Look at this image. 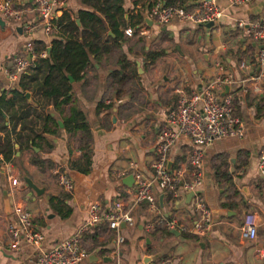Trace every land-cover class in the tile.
<instances>
[{
	"label": "crops",
	"instance_id": "crops-1",
	"mask_svg": "<svg viewBox=\"0 0 264 264\" xmlns=\"http://www.w3.org/2000/svg\"><path fill=\"white\" fill-rule=\"evenodd\" d=\"M180 1H184V7L195 10L202 0H123L124 29L146 22L156 2L168 7L167 4L178 5ZM66 3L72 17L79 11H89L78 0ZM218 7L223 16L209 29L180 22L164 26L148 23L146 36L130 39L141 40L146 51L148 47L179 44L167 49L164 61H156L151 67L143 68V63L137 68L139 61H134L135 55H128L125 44L121 46L128 60L135 62L139 74L141 90L135 98L124 96L114 101L106 96L105 106L112 102L113 108L109 111L104 107L96 112L106 79L113 70L105 62L89 68L84 82L72 83L71 102L82 111L91 129L88 173L79 149L80 133L70 137L49 101L30 87L29 107L19 103L15 117L22 118L28 108L30 115L20 120L14 135H10L8 121L7 129L0 130V147L9 137L14 152L0 165V264H33L38 254L35 248L14 251L10 247L7 227L15 222L16 209L29 210L35 229L43 236L41 250L48 251L85 222L86 210L94 202L103 210L115 202L121 203L124 209L131 210L135 225L121 228L124 243L120 247L116 245V233L106 223L86 232L81 245L88 257L82 264H151L163 258H169L173 264H263L264 178L259 176L257 165L259 156L264 154V69L256 62L260 44L246 30L248 24L264 20V0H253L240 7H228L220 1ZM30 26L32 34L26 30ZM57 33L46 36L41 31L31 6L23 9L21 23L0 18V97L19 88L21 76L16 85H10L5 71L14 72L13 60L25 55V45L32 43L35 47L43 43L49 49ZM218 66L223 68V75ZM219 76H230L232 83L220 88L217 94L219 98L232 96L244 135L215 142L205 149L198 193L210 211L212 229L204 237L163 232L161 217L191 227L196 218L191 202H186L187 195L174 199L155 187L157 211L146 202L134 206L135 175L153 176L151 165L157 135L165 115L176 107L179 97L190 95ZM258 77L260 80L255 83ZM67 110L65 107L62 117ZM46 112H51L59 124L55 135L42 134ZM189 150L186 140L171 149V171H185ZM38 161L40 166L35 164ZM131 163L136 164L135 170ZM57 172L65 173L72 181L71 194L57 185ZM129 177H133L131 186L125 184ZM14 179L17 182L12 185ZM24 179L38 188L39 193L29 188ZM5 201L9 203L10 214L5 212ZM245 224L256 229L252 241L241 234Z\"/></svg>",
	"mask_w": 264,
	"mask_h": 264
},
{
	"label": "built area",
	"instance_id": "built-area-1",
	"mask_svg": "<svg viewBox=\"0 0 264 264\" xmlns=\"http://www.w3.org/2000/svg\"><path fill=\"white\" fill-rule=\"evenodd\" d=\"M220 1L226 2L228 7H240L253 0H202L195 10H189L184 6L166 7L161 2H156L149 10L146 22L136 28H125L123 35L129 39L144 37L148 34V23L164 26L180 22L206 27L222 18L223 11L218 7ZM14 5L20 8L15 9ZM66 5V0H3L0 1V18L21 23L23 9L31 6L38 17L41 31L46 36H51L58 32L55 23L66 10ZM240 27H243V24H240ZM26 30L29 33L33 31L31 26ZM246 31L254 42L260 44L256 62L260 69H264V20L248 24ZM24 52V56L13 60L14 72L5 71L10 85H16L19 77L31 69L37 60L46 59L49 49L38 53L32 43H27ZM218 70L221 75L224 74L221 66H218ZM259 80L258 77L254 82ZM231 83L230 76H219L190 95H181L176 107L165 115L158 132L155 159L151 165L153 176L145 178L138 173L135 175L134 206L146 202L150 208L157 211V200L153 195L155 187L170 193L174 199L193 194L189 202L196 216L194 223L187 228L175 219L161 217L159 224L169 233L177 232L187 236L204 237L212 229L210 211L198 193L202 184L205 149L215 142L231 138L240 139L244 135L243 123L234 114L232 96L227 94L219 98L217 94L220 88ZM255 91L258 92L257 86ZM183 140L188 141L190 146L186 169L171 171L172 169L168 168L169 154L171 149ZM130 166L136 169V164L131 163ZM257 170L259 176L264 178V154L258 158ZM55 177L61 190L71 194L73 183L69 177L62 172L55 173ZM16 182L15 179L11 180L12 185ZM86 216L85 222L69 238L61 240L48 251H42L43 236L35 229L32 214L25 208H18L15 210V222L7 227L10 247L14 251L25 247L35 248L38 254L33 264H82L88 257L87 251L81 245L86 232L106 223L108 229L116 233V245L120 247L124 243V238L120 236L121 227L131 228L135 225L131 210L124 209L119 202H115L107 210H103L99 203L94 202L87 208ZM240 231L247 240L252 241L256 238V229L250 225H243ZM151 264L173 263L169 258H163Z\"/></svg>",
	"mask_w": 264,
	"mask_h": 264
},
{
	"label": "trees",
	"instance_id": "trees-1",
	"mask_svg": "<svg viewBox=\"0 0 264 264\" xmlns=\"http://www.w3.org/2000/svg\"><path fill=\"white\" fill-rule=\"evenodd\" d=\"M78 1L89 11H79L76 17H72L68 10H65L55 23L58 33L50 42L47 58L37 60L34 66L21 76L19 88L3 93L0 97V130L7 129L5 122L8 121L11 123L10 135H14L16 126L21 123L22 118L30 115L31 108H28L29 110L22 115V118L15 117L16 108L20 109L19 103L23 102L29 107L25 93L30 92V87H33L40 93L42 99L49 101L50 107L59 116L63 129L70 137L80 133L79 149L82 161L87 168L86 173H88L92 154L91 129L82 111L71 102L72 83L84 82L89 68H95L94 65L100 67L102 62L106 63L112 54H117L115 68L106 79L103 98L96 112L104 107L109 111L113 108L111 101V104L105 106L106 96L113 98L114 101L124 96H129L130 99L135 98L141 87L135 62L129 61L121 48L127 42L123 35L125 27L123 0ZM167 5L183 6L184 1H180L178 5L176 3ZM14 8L19 9L20 7L14 5ZM140 41L137 43H141ZM35 48L36 52L40 53L46 50V45L38 43ZM142 51L140 57L144 59L143 68L153 66L165 55L163 51H146L145 48H142ZM127 52L128 55L132 53L130 49ZM65 107H68L67 115L62 117ZM233 109L235 116L239 117L234 107ZM258 117L261 116L258 115ZM58 128L59 124L55 118L51 117V112H46L42 134L55 135ZM39 137L42 138L41 134ZM8 139L9 137L0 147V156H2L0 165L2 161H8L14 153L13 144ZM35 164L40 166L41 162L38 161ZM83 173H85L84 170ZM169 195L172 198L170 193ZM161 231L166 232L163 226Z\"/></svg>",
	"mask_w": 264,
	"mask_h": 264
},
{
	"label": "rangeland",
	"instance_id": "rangeland-1",
	"mask_svg": "<svg viewBox=\"0 0 264 264\" xmlns=\"http://www.w3.org/2000/svg\"><path fill=\"white\" fill-rule=\"evenodd\" d=\"M126 40H127V42L125 43L126 49L127 50L130 49L131 52L135 55L134 56V61H139V63H136L137 68H141L142 64L144 63V60L143 61L141 60L142 58L140 57V55L143 52L142 48H145L146 46L143 45V43H137L136 41L134 42V41H132L130 39H126ZM177 45L179 46L178 43H175V42L173 43L172 42L171 44H165L163 46L161 45V46L156 47V48L155 47L154 48L148 47V50L165 52L167 49L168 50L174 49L175 46H177ZM116 58H117V54L116 55L112 54L110 59L106 62V66H108L111 69H114L115 68L114 63L116 61ZM134 61H132V62H134ZM163 61H164V57L160 58L157 62H163Z\"/></svg>",
	"mask_w": 264,
	"mask_h": 264
},
{
	"label": "water",
	"instance_id": "water-1",
	"mask_svg": "<svg viewBox=\"0 0 264 264\" xmlns=\"http://www.w3.org/2000/svg\"><path fill=\"white\" fill-rule=\"evenodd\" d=\"M76 24L77 25H79V22L78 21H76ZM214 26V24L213 23H211V24H208L207 26H206V28H211V27H213ZM110 35V34H109ZM25 98L28 100V101H30V98H31V96H30V94L29 93H27V94H25ZM60 126H61V124H60ZM170 166H171V164L170 163H168V168H170ZM133 181V177H129L126 181H125V184L126 185H128V186H131L130 184H131V182ZM24 182L28 185V187L29 188H31L34 192H36L37 194L39 193V190H38V188H36L33 184H31L30 183V181L29 180H27V179H24ZM192 195L193 194H189L188 196H187V203H189V200H190V198L192 197ZM4 208H5V212L7 213V214H10V208H9V203H8V201H5V203H4ZM125 226H122L121 228H124ZM172 234H178L177 232H171ZM263 250H264V248H263ZM263 264H264V259H263Z\"/></svg>",
	"mask_w": 264,
	"mask_h": 264
}]
</instances>
